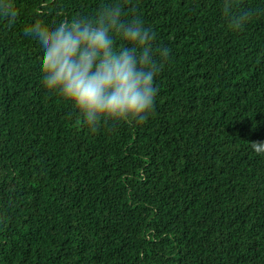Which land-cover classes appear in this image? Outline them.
<instances>
[{
    "label": "trees",
    "instance_id": "trees-1",
    "mask_svg": "<svg viewBox=\"0 0 264 264\" xmlns=\"http://www.w3.org/2000/svg\"><path fill=\"white\" fill-rule=\"evenodd\" d=\"M114 0L0 16V264H264V0H127L170 55L151 118L95 134L42 84L25 27ZM248 14L234 31L231 18Z\"/></svg>",
    "mask_w": 264,
    "mask_h": 264
},
{
    "label": "clouds",
    "instance_id": "clouds-1",
    "mask_svg": "<svg viewBox=\"0 0 264 264\" xmlns=\"http://www.w3.org/2000/svg\"><path fill=\"white\" fill-rule=\"evenodd\" d=\"M14 0H0V16L12 19ZM114 0L93 16L61 19L54 27L38 20L24 29L43 48L42 84L48 94L68 104L95 134L109 124L140 126L152 116L158 89L155 78L169 59L170 49L154 47V34L142 18ZM236 0H224L230 13ZM234 31L248 14L231 18ZM252 149L264 155V140Z\"/></svg>",
    "mask_w": 264,
    "mask_h": 264
}]
</instances>
